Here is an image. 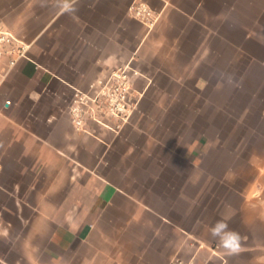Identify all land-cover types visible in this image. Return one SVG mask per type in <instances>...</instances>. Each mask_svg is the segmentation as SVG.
<instances>
[{"label": "crops", "instance_id": "crops-1", "mask_svg": "<svg viewBox=\"0 0 264 264\" xmlns=\"http://www.w3.org/2000/svg\"><path fill=\"white\" fill-rule=\"evenodd\" d=\"M0 22L30 44L0 81V264H264V0H0ZM127 64L129 122L78 129L77 90Z\"/></svg>", "mask_w": 264, "mask_h": 264}, {"label": "built area", "instance_id": "built-area-1", "mask_svg": "<svg viewBox=\"0 0 264 264\" xmlns=\"http://www.w3.org/2000/svg\"><path fill=\"white\" fill-rule=\"evenodd\" d=\"M135 16L152 23L153 10L144 2L131 7ZM30 44L19 38L11 28L0 22V61L8 60V68L0 81L18 61L27 55ZM140 71L127 64L114 68L110 74L90 85V91L78 89L70 108L78 129H85L88 119L102 122L112 130H121L130 120L138 105L135 78ZM106 119L112 120L111 123Z\"/></svg>", "mask_w": 264, "mask_h": 264}, {"label": "clouds", "instance_id": "clouds-1", "mask_svg": "<svg viewBox=\"0 0 264 264\" xmlns=\"http://www.w3.org/2000/svg\"><path fill=\"white\" fill-rule=\"evenodd\" d=\"M211 234L218 237L222 246L231 251H235L239 246V234L228 230V225L223 220L218 221L212 228Z\"/></svg>", "mask_w": 264, "mask_h": 264}]
</instances>
